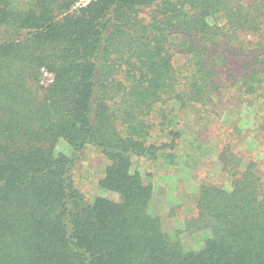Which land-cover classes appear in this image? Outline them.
<instances>
[{
	"label": "trees",
	"instance_id": "obj_1",
	"mask_svg": "<svg viewBox=\"0 0 264 264\" xmlns=\"http://www.w3.org/2000/svg\"><path fill=\"white\" fill-rule=\"evenodd\" d=\"M79 2L0 0V264H264V0ZM213 146L228 181L169 202L174 238L137 164ZM88 149L115 197L76 184Z\"/></svg>",
	"mask_w": 264,
	"mask_h": 264
},
{
	"label": "rangeland",
	"instance_id": "obj_2",
	"mask_svg": "<svg viewBox=\"0 0 264 264\" xmlns=\"http://www.w3.org/2000/svg\"><path fill=\"white\" fill-rule=\"evenodd\" d=\"M89 1L91 0H80L79 4H86ZM178 60H182V58H179ZM50 79V75H44L43 84L46 85ZM247 115L248 114L244 113L242 115L243 119L240 121V125L243 129L253 127L252 120L251 118L249 119ZM236 117L237 114L235 113L229 120H233ZM251 142L252 140L249 138L244 145L254 147ZM212 145H214V143ZM62 149L68 153L71 152V148L66 144L62 146ZM212 151L214 154L213 159L202 162L207 165V167H198L192 172L187 168H181L180 172H178L175 167L171 171L166 164H163L162 160L152 164L144 161L137 164V167H139V169L147 175L149 180L155 184V200L156 203L158 202L156 210L162 214L164 226L174 238L176 236L174 230L175 224L173 223V219L167 218L166 215V210L169 208V202L173 203L175 206L178 205V207H181L179 210L180 214L183 217H188L193 213V200L189 197H191L190 195L192 193H196L198 184L201 181L220 182L223 184L228 181L226 175L221 172L222 163L216 158V155H218V146H213ZM250 154L255 153L254 151H251ZM257 155L259 157L262 156L260 153ZM81 156L82 157L74 170L75 182L79 189L89 200H94L98 195H110L105 191L100 190L98 185V180L102 175V168L106 160L94 149L86 150ZM184 186L188 190H185L186 188H183ZM110 196L115 197V195L112 194ZM207 236L208 235L205 232H197L193 234L183 233L180 235V239L185 250H191L194 248H200Z\"/></svg>",
	"mask_w": 264,
	"mask_h": 264
},
{
	"label": "built area",
	"instance_id": "obj_3",
	"mask_svg": "<svg viewBox=\"0 0 264 264\" xmlns=\"http://www.w3.org/2000/svg\"><path fill=\"white\" fill-rule=\"evenodd\" d=\"M44 74L45 75H50L51 77H52V75L49 73V72H47L46 70H44ZM51 80V79H50Z\"/></svg>",
	"mask_w": 264,
	"mask_h": 264
}]
</instances>
